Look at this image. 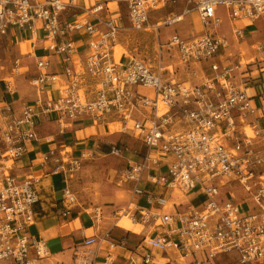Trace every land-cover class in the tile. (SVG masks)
I'll return each mask as SVG.
<instances>
[{"label":"built area","instance_id":"2783aa9c","mask_svg":"<svg viewBox=\"0 0 264 264\" xmlns=\"http://www.w3.org/2000/svg\"><path fill=\"white\" fill-rule=\"evenodd\" d=\"M111 1L124 3L127 27L120 9L109 6ZM166 2L184 6L178 14L150 20ZM190 10L198 15L202 30L182 36L171 26ZM222 10L237 22L233 34L238 39L244 36L245 23L264 20V0H97L91 5L0 0V35L10 29L27 32L42 52L33 80L42 88L47 81L59 82L56 94L22 104L17 113L12 102L0 100V264H39L47 256L45 240L29 231L36 180L11 173L14 160L35 138L39 117L55 122L60 133L76 119L118 122L120 132L143 143L144 154L130 152L137 157L129 156L119 170L130 197L115 215L151 230L125 264H166L155 256L169 259L170 252L204 264H215L219 257L230 264H256L264 257V40L256 44L250 61L241 55L233 62L230 55L220 58V49L227 45ZM169 27L172 31L162 39L160 30ZM126 29L155 35V63L131 53L114 58L113 47ZM77 34L87 37L82 59L74 46ZM174 51L183 66L169 72L165 60ZM51 56L64 63L60 74L49 71ZM195 63L209 71L200 82L185 78L195 73ZM3 81L4 91L12 93L10 82ZM109 152L120 156L127 147L113 143ZM55 160L53 172L67 173L80 164L71 156ZM232 183L244 191V200H234L230 191L222 194ZM174 187L201 198L186 207L172 203V210L165 211L164 192ZM63 193L69 202L76 200L68 187ZM100 212L93 210L96 223ZM107 236L101 238L115 245ZM96 242L93 235L84 245ZM85 257L74 264H94Z\"/></svg>","mask_w":264,"mask_h":264},{"label":"crops","instance_id":"0c3cea01","mask_svg":"<svg viewBox=\"0 0 264 264\" xmlns=\"http://www.w3.org/2000/svg\"><path fill=\"white\" fill-rule=\"evenodd\" d=\"M76 1L86 5L84 0ZM178 3H181L182 7L184 6L183 2ZM118 4L122 16L121 22L124 26H128V21L124 17L125 5L121 2ZM180 11L181 9H179L178 12H170L167 15L178 14ZM78 14H80V12H78ZM164 16H161V18ZM186 16H184V18H186ZM191 17L192 15H190V18ZM156 20H158V18L154 19V21ZM223 22L226 24L224 33L227 45L225 50L220 49L219 54L220 58L230 55L229 61L233 62L241 55L240 50L231 53L229 46L234 41L235 35L233 34V29L237 22H232L228 18L223 20ZM245 25H247L243 29L245 36L241 39H236L243 40L259 32L261 28L264 27V20L258 19L253 22H247ZM171 28L175 29L177 33H181L178 24L171 26ZM171 28H163L160 30L159 33L162 39L169 35L172 31ZM232 34L234 36H232ZM122 35L123 34L119 36L117 41V43L120 44L117 52L119 57L124 54V48L127 47L120 41L123 39ZM180 35L183 36L182 33ZM0 36L1 39L4 37L3 40L7 46L6 50L9 53L7 57L3 58L0 56V64L2 66L0 69V100L6 99L12 102V107L17 113L22 104L33 103L36 98L27 99V96L19 97L16 93L19 80L17 79V82V80L14 81L12 78L16 75H21L17 72V67L26 65L28 57L33 58L34 75L36 76L35 60L42 52L38 48V42L30 41L31 39L27 32L21 33L20 31L10 29L6 34ZM73 38L75 39V50L78 52L79 58L82 59L87 52L85 44L87 37L82 34H77L73 35ZM154 38L155 35L152 33V42ZM262 40H264V37L258 40L257 43ZM22 50L25 51L24 55L21 54ZM241 56L243 57V55ZM50 60L51 64L49 71L60 74L63 70L64 63H62L57 56H51ZM198 70H200L199 73L202 74L203 79L209 73L207 69L201 70L200 68H194L195 73L188 76L196 75ZM22 74L24 80H27L26 74L25 76L24 73ZM58 77L62 80L61 76ZM3 80L10 82L12 93L8 94L4 91L5 84ZM58 85L59 82L47 81L43 87L44 97L42 98L45 99L50 97L51 94H56ZM253 102L255 105L260 106L259 98H254ZM71 123L72 125L70 126ZM107 123L111 122L93 123L88 118L76 119L69 122L68 128L60 133L55 122L50 120L47 121L43 117H39L35 129V138L28 142L27 151L21 157L14 160L11 173L17 179L32 176L36 180L34 187L37 192V201L33 205L34 222L30 226L29 231L32 235L42 237L46 243L47 256L39 260V264H52L50 259H58L54 264H74L77 262V258L80 257L82 259L84 254H86L85 258H87V261L93 260L94 264H104L105 258L108 259L107 264H125L134 251L139 249L137 246L142 237L150 232L149 230L141 234L136 233L140 229L139 225L132 224L127 220H120L118 222L106 220L104 223H96L93 215L89 216L83 213L81 209L76 207L77 204L75 202H69L67 200L63 193L64 188L68 187L76 195L75 185H73L74 183L71 184V181H68V174L62 172V170H59V172L52 171L53 167L57 164L56 158L65 160L71 156L79 158L81 163L82 158L88 156L89 159L93 160L92 162L103 163L105 160L104 157L111 154L109 152L110 146L116 143V141L110 142L109 134L114 132V130L112 126H109ZM116 131L121 133L119 130ZM67 148H69V150H67ZM50 149L53 152L52 155L48 152ZM45 156H48L47 160L44 159ZM129 156L135 158L130 152H123L118 156L120 158V165L117 169L118 175L116 181L118 185L120 184L119 186L127 192L128 196L120 206L111 211V215L115 217V219H117L115 211L119 207L124 206L130 197L129 186L119 179V170L125 166V160ZM106 172L109 173V170H106ZM169 191L166 190L164 192L167 198L170 195L168 194ZM187 195L189 196L187 204L195 203L197 201L196 199L201 198V196H196L192 192H189ZM110 204L112 205L106 206H114L113 203ZM106 233L110 240H114L115 245L109 246L108 241L101 238ZM93 235L97 236L99 242L85 246V238ZM81 251L82 254H79ZM171 253L173 252L168 254L169 258H172ZM94 255L95 258L93 257ZM161 257L160 253H156V260H160ZM135 259L137 261L139 260L137 256H135Z\"/></svg>","mask_w":264,"mask_h":264},{"label":"rangeland","instance_id":"374dc122","mask_svg":"<svg viewBox=\"0 0 264 264\" xmlns=\"http://www.w3.org/2000/svg\"><path fill=\"white\" fill-rule=\"evenodd\" d=\"M86 2V5L92 4L95 0H84ZM120 3V2H119ZM184 4V3H183ZM109 6L115 10L116 7H114L113 2H109ZM182 4L181 3H172V2H166L164 6H162L157 12L152 14L150 20H154L156 18L159 19V17L167 15L170 12H178L179 9H181ZM188 7H191V4H189ZM223 14V20H226V16L224 14V11L222 10ZM196 13V12H195ZM123 20V18H122ZM180 32L183 34V36H189L192 32L193 34L198 33L200 30L198 29V19L196 18L195 14H192V17L186 16V18H183L180 22L177 23ZM226 24L223 22L222 27H225ZM127 27V26H126ZM193 29V30H192ZM191 31V32H190ZM180 33V34H181ZM232 36H234L232 34ZM245 36V35H244ZM243 36V37H244ZM3 37V36H2ZM123 39L122 41L123 45H126L127 47L124 48L125 52L124 54H133L139 57L149 58V61L151 63H155L154 55L155 51L153 50L155 48V44L153 45L152 42V33L151 31H133L130 29L125 30V32L122 35ZM264 37V27L261 28V30L255 34H253L250 37H246L243 40H238L234 36V41L229 45L231 49V53H234L235 51H241V55H243V61H250L252 60V56L254 55L255 50V44L258 40L262 39ZM4 37L1 39L0 36V56L7 57L9 54L6 50L7 46L4 43ZM118 44V43H117ZM116 44V45H117ZM120 45V44H119ZM241 47H243L241 49ZM247 48L246 50H244ZM249 49V50H248ZM244 53V54H243ZM21 54L24 55L25 51H21ZM8 59V58H7ZM173 65L180 63V60L178 59V55L176 51L173 52ZM8 61V60H6ZM25 61V60H24ZM20 62V61H19ZM8 63V62H7ZM180 66L183 65L180 63ZM192 66H195V68L199 69L198 63L192 64ZM17 72L21 75H16L12 79L14 81L18 82V90L16 92L19 97L27 96V99L31 98H42L44 97V88L41 87V85L37 82H35L33 79L35 78L34 75V67H33V58L28 57L26 61V65L24 66H18ZM200 70H198L196 75L193 76H181L180 78L185 77L187 80H190L192 82H200L203 80L202 74L199 73ZM24 76L26 74V79L24 80ZM255 73V72H254ZM20 76V77H18ZM115 122H113L114 124ZM72 123L70 124V126ZM246 131H248L251 134L252 129L249 126H245ZM119 130V128H118ZM110 136V142H115L117 144H121L122 146L127 147V153L129 152H136L138 156L143 155L145 152V147L143 143L138 139L134 138L130 135H127L125 133H119L117 131H114L109 134ZM69 150V148H67ZM137 157V156H135ZM103 158V157H102ZM105 160L103 163H96L92 162L93 160L89 159L87 157H83L81 160V163L73 170L67 172L68 174V181H71V184L74 183L75 185V192H76V200L74 201L77 204V208L81 209V211L89 216L93 215V210L96 207L101 208L100 214H98L97 218L99 223H104V221H116L115 217L111 215V211L115 209L116 207L120 206L122 202H124L127 199V192L118 185L117 179V169L120 165V158L117 155L110 154L108 156L104 157ZM106 170H109V173L106 172ZM68 182V183H69ZM222 194L225 195L227 191L231 192V196L236 201H242L245 199L244 191L241 189V187L237 183H232V187L225 186L223 188ZM169 191V190H168ZM181 192L177 187H174L172 190L169 191L168 194L169 197L167 198V202L164 206L165 211L172 210V203H179L180 207H186L187 202L189 200V196L187 195L188 192H181L184 194L182 198L176 195H180ZM119 195V196H118ZM121 195V196H120ZM119 197V199H117ZM250 202V201H249ZM110 203H113L114 206H106V205H112ZM251 203V202H250ZM103 210V212H102ZM98 212V211H97ZM128 218V217H125ZM140 229L136 232L141 234L144 231L151 230L150 227H146L144 224H138ZM174 253V254H173ZM172 258H161L158 260L159 262L166 261V264L177 262L178 264H204L203 262H194L192 258L189 256L182 257L177 252H173ZM79 254H82V251L79 252ZM223 257H219L217 260H214L215 264H230L231 261L228 259H225ZM58 259H50V262L54 264ZM82 260L80 257L77 258V262ZM256 264H264V257L259 259Z\"/></svg>","mask_w":264,"mask_h":264},{"label":"bare ground","instance_id":"6f19581e","mask_svg":"<svg viewBox=\"0 0 264 264\" xmlns=\"http://www.w3.org/2000/svg\"><path fill=\"white\" fill-rule=\"evenodd\" d=\"M113 2V5H114V7H118V3L116 2V1H112ZM182 9H183V7L181 8V11H182ZM181 15L178 17V19L179 20H182L183 18H184V16H185V14L183 13H180ZM192 14H195L196 15V17H197V19H198V29L200 30L201 29V22H200V20H199V17H198V15L195 13V11L194 10H190V12L188 13V16H190V15H192ZM177 16V15H176ZM118 48H119V44H117V45H115L114 47H113V51H114V53H113V55H114V58L116 59V60H119V56L117 55V52H118ZM243 47H241V49H242ZM247 48H245L244 50H246ZM249 50V49H248ZM244 54V53H243ZM171 60H173V59H171V58H166V60H165V62H167V69H168V71L169 72H171V70L175 67V66H180V63H177V64H175V65H173V63H172V61ZM109 126H112V128H113V130L114 131H116V130H118V128H120V124L118 123V122H115L114 124L113 123H107ZM180 193V195H176V196H179L180 198H182L184 195L181 193V192H179ZM119 196V195H118ZM121 196V195H120ZM117 199H119V197L117 198ZM126 216H121L119 219H117L116 221L118 222V221H120V220H127L128 222H130V223H132V224H139V223H134V222H132L129 218H125ZM108 238H109V236H107Z\"/></svg>","mask_w":264,"mask_h":264}]
</instances>
